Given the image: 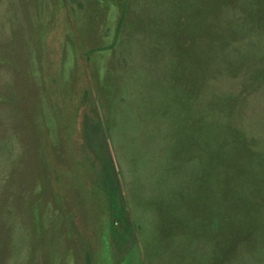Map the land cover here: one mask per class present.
Wrapping results in <instances>:
<instances>
[{
	"label": "rangeland",
	"instance_id": "obj_1",
	"mask_svg": "<svg viewBox=\"0 0 264 264\" xmlns=\"http://www.w3.org/2000/svg\"><path fill=\"white\" fill-rule=\"evenodd\" d=\"M0 264H264V0H0Z\"/></svg>",
	"mask_w": 264,
	"mask_h": 264
}]
</instances>
